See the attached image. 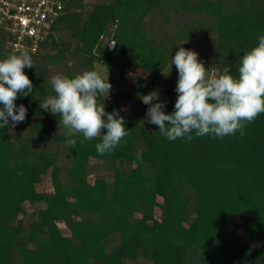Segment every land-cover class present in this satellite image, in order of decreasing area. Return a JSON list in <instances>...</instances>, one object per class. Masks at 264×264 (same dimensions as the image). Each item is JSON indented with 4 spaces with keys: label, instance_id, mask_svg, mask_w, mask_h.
I'll return each mask as SVG.
<instances>
[{
    "label": "trees",
    "instance_id": "1",
    "mask_svg": "<svg viewBox=\"0 0 264 264\" xmlns=\"http://www.w3.org/2000/svg\"><path fill=\"white\" fill-rule=\"evenodd\" d=\"M60 1L47 36L36 52L28 50L34 67L23 71L33 93L15 101L27 109L26 119L15 134L0 129V264H264V113L243 135L193 132L191 141H170L147 122L149 105L140 99L155 90L166 102L163 111L174 110L176 84L165 86L164 79L183 42L194 50L212 36L205 68L229 67L236 75L240 56L264 35V0ZM104 38L115 46L102 45ZM8 40L0 28V58L15 52ZM95 63L106 67L120 97L105 98V111H118L128 129L105 155L96 151L99 138L80 143L76 134V146L67 144L60 116L40 107L54 95L51 76L96 70ZM61 65L66 72L51 70ZM128 66L148 77L130 85ZM90 157L111 164V182L97 175L89 182ZM48 170L53 190L39 191Z\"/></svg>",
    "mask_w": 264,
    "mask_h": 264
},
{
    "label": "clouds",
    "instance_id": "2",
    "mask_svg": "<svg viewBox=\"0 0 264 264\" xmlns=\"http://www.w3.org/2000/svg\"><path fill=\"white\" fill-rule=\"evenodd\" d=\"M181 45L170 56L168 65L169 72L175 65L178 73L174 110L165 113L166 102L160 100L157 91H151L140 97L149 105L147 122L157 125L160 134L170 141H191L193 132L197 137L223 138L237 131L243 135L246 125L264 113V35L240 56L236 75L231 74L229 67L219 73L206 69L196 51ZM25 67H34L25 48L0 58V129L26 119L25 106L15 103L18 97L33 93L32 81L23 71ZM50 85L54 95L48 96L40 107L60 116L59 128L67 130L66 143L73 148L77 144L73 137L82 134L80 143L99 138L96 151L100 155L111 154L128 135L118 111H105L104 100L112 87L108 71L102 75L97 70H85L72 77L55 74ZM100 96L103 103H98Z\"/></svg>",
    "mask_w": 264,
    "mask_h": 264
},
{
    "label": "built area",
    "instance_id": "3",
    "mask_svg": "<svg viewBox=\"0 0 264 264\" xmlns=\"http://www.w3.org/2000/svg\"><path fill=\"white\" fill-rule=\"evenodd\" d=\"M62 8L60 0H0V28L9 36L7 46L36 52Z\"/></svg>",
    "mask_w": 264,
    "mask_h": 264
},
{
    "label": "rangeland",
    "instance_id": "4",
    "mask_svg": "<svg viewBox=\"0 0 264 264\" xmlns=\"http://www.w3.org/2000/svg\"><path fill=\"white\" fill-rule=\"evenodd\" d=\"M83 2L87 3V4H92V2H95V0H83ZM181 15L182 14L176 15V17L181 19V17H180ZM199 18H201V17H198V19ZM158 20H161V18L158 19ZM165 23L167 25L169 23V21H168V23L167 22H165ZM160 25L163 26L165 24H160ZM155 26H157V25L151 26L153 34H154L153 27H154V29H156ZM152 32H151V35H152ZM112 43H113V41L108 40L107 38H104L102 45L107 44L108 48H109L110 44H112ZM213 48H214V41H213V37L211 36V37H209L207 39L206 43L202 42L200 44H197L196 49H194V51H196L198 53V58L201 61H203V58H206L208 55L211 54V51H213ZM67 66L72 68V64H69ZM65 68H66V66L61 65V67L57 68L56 69L57 71H56L53 68L51 69V67H50V69L54 73L55 72L56 73L57 72H60V73L66 72ZM95 68L102 75H106L107 74V69L102 64L95 63ZM172 69H174L173 66H172ZM146 77H148V74L144 70L138 68L137 66H128V67H126V79H127V82L130 85H133V86L137 85L139 79H141V78L143 79V78H146ZM177 79H178L177 71H175V73L173 72L172 74L167 72V74L165 75V79H164V85L165 86H169V85H173V84L175 85L176 82H177ZM116 89H117L116 87H113L112 90L109 93V96L106 99H113L114 101L120 100V97H118L115 94ZM128 103L129 104L123 103V108L124 109L128 108V106L131 104V102H128ZM11 124H12V122L9 121V125H11ZM18 126L22 127V124L21 123H17L14 126L9 127L11 129V133L12 134L16 133ZM21 131H22V133L26 132V128L24 129V127H23V129ZM55 149H56V146H55L54 142L51 141L50 142V150H55ZM60 157H59V163H60L61 166L65 167L66 164H67V161L65 159L62 160ZM89 163H90V172H91L90 175L88 176L89 182H93V179H94L95 175L105 177V179L108 182L112 181V166H111V164H106V163H104V161L102 159L93 158V157H90ZM62 179H64L63 176H62ZM36 188L39 191L52 192L53 186H52V182H51V178H50V170H48L46 175L42 178L41 182L36 185ZM25 208L27 210V215H29L31 213V211H32V207H30L29 205L26 204ZM155 216L157 218L160 217V211L158 210V208L155 211ZM237 221L238 220H236V222ZM183 223L186 224L185 220H183ZM58 225H59V227H60V229H61L63 234H68V230H67L66 226L63 223H58ZM237 232L239 234H241V236H242L244 241H247L250 244L256 245V243H252L248 239L247 235L242 230L237 228ZM139 262H143V261H141V260H130V259L124 260V264H140Z\"/></svg>",
    "mask_w": 264,
    "mask_h": 264
}]
</instances>
